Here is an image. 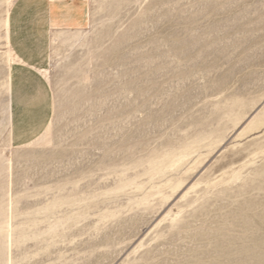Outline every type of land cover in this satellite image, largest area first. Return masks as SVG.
I'll use <instances>...</instances> for the list:
<instances>
[{"label":"rangeland","instance_id":"obj_1","mask_svg":"<svg viewBox=\"0 0 264 264\" xmlns=\"http://www.w3.org/2000/svg\"><path fill=\"white\" fill-rule=\"evenodd\" d=\"M85 1L17 147L0 0V264H264V0Z\"/></svg>","mask_w":264,"mask_h":264},{"label":"crops","instance_id":"obj_2","mask_svg":"<svg viewBox=\"0 0 264 264\" xmlns=\"http://www.w3.org/2000/svg\"><path fill=\"white\" fill-rule=\"evenodd\" d=\"M8 20L13 58L10 72V122L14 146L37 138L53 112L50 85L42 71L51 63L56 30L85 21V0H15ZM46 23V24H45Z\"/></svg>","mask_w":264,"mask_h":264},{"label":"bare ground","instance_id":"obj_3","mask_svg":"<svg viewBox=\"0 0 264 264\" xmlns=\"http://www.w3.org/2000/svg\"><path fill=\"white\" fill-rule=\"evenodd\" d=\"M15 0H9V2L7 3V9H6V16L5 18L3 19V24L6 28V31H7V26H8V20H9V13H10V9H11V6L12 4H14ZM46 24V23H45ZM5 41H6V44L8 45V51H7V56H8V60H10V63L8 64V71H7V76H6V79H5V88H4V93L6 94L7 97H9V94H10V72H11V63L12 61H14L15 59L13 58V54H12V50L9 48V43H8V35H6V37H4ZM53 39H56L54 38L53 36ZM42 73L44 74H47V70H43ZM7 111H8V123L10 124V99H7ZM264 113L263 112H260V110L254 115V119L250 122L251 125L249 127H251L253 124H255L257 122V120L259 119V117H261V115ZM51 129V124H49L47 127H46V130L43 134L44 135H47L49 133ZM9 143L11 144L12 143V138H11V130L9 131Z\"/></svg>","mask_w":264,"mask_h":264}]
</instances>
